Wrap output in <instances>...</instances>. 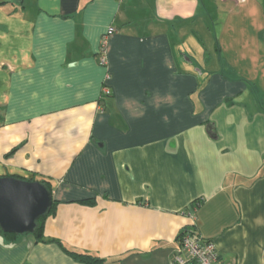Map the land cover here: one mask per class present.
Returning a JSON list of instances; mask_svg holds the SVG:
<instances>
[{"label": "crops", "instance_id": "0c3cea01", "mask_svg": "<svg viewBox=\"0 0 264 264\" xmlns=\"http://www.w3.org/2000/svg\"><path fill=\"white\" fill-rule=\"evenodd\" d=\"M7 175L57 204L0 264H172L183 230L264 264V0H0Z\"/></svg>", "mask_w": 264, "mask_h": 264}, {"label": "water", "instance_id": "95a60500", "mask_svg": "<svg viewBox=\"0 0 264 264\" xmlns=\"http://www.w3.org/2000/svg\"><path fill=\"white\" fill-rule=\"evenodd\" d=\"M52 205L53 194L43 182L0 176V227L4 232L33 234L38 219Z\"/></svg>", "mask_w": 264, "mask_h": 264}, {"label": "built area", "instance_id": "2783aa9c", "mask_svg": "<svg viewBox=\"0 0 264 264\" xmlns=\"http://www.w3.org/2000/svg\"><path fill=\"white\" fill-rule=\"evenodd\" d=\"M233 1L245 3L247 0ZM102 63L106 64L105 55L102 56ZM180 245L181 252L175 255L172 264H219L217 246L212 239H205L191 230H184L180 235Z\"/></svg>", "mask_w": 264, "mask_h": 264}, {"label": "trees", "instance_id": "16d2710c", "mask_svg": "<svg viewBox=\"0 0 264 264\" xmlns=\"http://www.w3.org/2000/svg\"><path fill=\"white\" fill-rule=\"evenodd\" d=\"M41 182H43L47 186V188L52 192V187H51L50 180H48L46 178H43L41 180ZM84 201L85 202H92L91 200H84ZM56 204H57V201L53 199V205H52V208H51L50 212L47 215L42 216V217H40L38 219L37 228H36L35 232L33 233V235L35 237H37V239L41 238V236L43 234L45 219H46V217L49 214H51V213H53L55 211ZM182 232H181V234H182ZM4 233L8 237L14 238V239L17 238V236H19V234H16V233H8V232H4ZM44 241H55V242H57L66 253L71 255L74 259L79 260V261H81V262H83L85 264H105V262H106V260L104 258H101L99 256H96V255H93V254H90V253H86V252L73 250V249L69 248L68 246H66L65 244H63L61 241H59L57 239H44ZM179 241H180V236H179Z\"/></svg>", "mask_w": 264, "mask_h": 264}, {"label": "clouds", "instance_id": "9594fccd", "mask_svg": "<svg viewBox=\"0 0 264 264\" xmlns=\"http://www.w3.org/2000/svg\"><path fill=\"white\" fill-rule=\"evenodd\" d=\"M24 218H26V217H24Z\"/></svg>", "mask_w": 264, "mask_h": 264}]
</instances>
